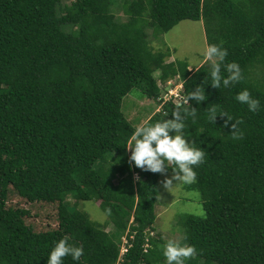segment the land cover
Returning a JSON list of instances; mask_svg holds the SVG:
<instances>
[{
    "label": "trees",
    "instance_id": "16d2710c",
    "mask_svg": "<svg viewBox=\"0 0 264 264\" xmlns=\"http://www.w3.org/2000/svg\"><path fill=\"white\" fill-rule=\"evenodd\" d=\"M185 19L203 20L207 44L226 48L243 75L189 100L198 108L185 135L206 155L184 188L200 192L205 213L179 219L196 249L186 264H264V0H0V264H46L64 236L84 253L63 264H164L161 173L129 167L135 126L122 101L138 87L160 103L158 81L178 77L180 100H165L152 123L207 82L208 61L190 69L151 46ZM244 88L260 101L255 113L234 99ZM213 103L240 121L239 138L234 121L208 119ZM82 200L111 214L93 220Z\"/></svg>",
    "mask_w": 264,
    "mask_h": 264
},
{
    "label": "clouds",
    "instance_id": "9594fccd",
    "mask_svg": "<svg viewBox=\"0 0 264 264\" xmlns=\"http://www.w3.org/2000/svg\"><path fill=\"white\" fill-rule=\"evenodd\" d=\"M227 54V49L221 44H208L202 53L203 59L209 62L207 82L204 77L202 84H198L194 91L191 90L181 102L177 103L171 113V118L144 123L134 128L130 142L125 145L126 149L131 150L128 157L130 168L134 166L143 171L163 174L170 168L169 165H175L171 168L173 175L166 176L162 181L163 187L168 191L178 183L191 184L196 180L195 168L203 163L206 153L204 148L195 146L185 135V122L191 118L195 123L198 108L193 107L189 100L193 99L197 105L206 100L204 85H211L217 89L228 88L243 79L240 65L235 61H225ZM180 81L183 83L182 80ZM234 99L246 105L249 112L255 113L261 107L259 99L253 97L247 88L236 93ZM206 111L208 119L213 123L218 115L227 118L226 125L229 121H234L226 111L218 108L217 103L208 105ZM239 123V120H235L231 124L233 130L230 133L234 139L241 135L237 129ZM173 181L177 183L174 185ZM110 214V208H105L102 212H93L97 219H103ZM161 250L164 264H186L188 259L196 255L193 245L174 239L166 240L161 245ZM124 252L121 248V254ZM83 253L82 246L75 244L68 236H64L52 246L47 255L46 264H63L65 257L78 262Z\"/></svg>",
    "mask_w": 264,
    "mask_h": 264
},
{
    "label": "rangeland",
    "instance_id": "374dc122",
    "mask_svg": "<svg viewBox=\"0 0 264 264\" xmlns=\"http://www.w3.org/2000/svg\"><path fill=\"white\" fill-rule=\"evenodd\" d=\"M205 29L203 20H181L172 29L150 43L155 51L166 50L167 48L172 50V55L167 58V61L184 60L190 64V69H192L205 61L202 55L203 50L208 45ZM153 37L154 35L150 31V38L153 39ZM154 39L156 38L154 37ZM159 73L160 71H156L155 76L157 77ZM178 79L175 77L168 78L165 82L162 80L158 81L160 88L158 97H163L164 99L160 103L146 97L138 87H134L124 96L122 108L135 127L144 124L151 114L162 107L165 100L172 99L175 102L180 100L181 94L179 89L181 88V81ZM172 175L173 172H165L160 175L158 180L159 197L156 204L157 219L155 234H161L165 240L174 239L181 243H186L184 237L185 230L179 223L180 217L187 213L203 216L205 211L199 191L184 188V183L176 184L177 181H173V184L176 185L170 191L163 187L162 181L164 178L166 176L171 177ZM135 177H138V173L135 174ZM74 201L75 199L72 196H68L69 207H77ZM78 207L88 212L90 217L98 222H102L108 217L107 215L103 219H97L93 215L94 211H103V208L97 201L82 200L79 202ZM112 228V224L109 223L107 230ZM122 240L126 242L124 235L122 236ZM122 250H126L124 243Z\"/></svg>",
    "mask_w": 264,
    "mask_h": 264
},
{
    "label": "built area",
    "instance_id": "2783aa9c",
    "mask_svg": "<svg viewBox=\"0 0 264 264\" xmlns=\"http://www.w3.org/2000/svg\"><path fill=\"white\" fill-rule=\"evenodd\" d=\"M181 87H182V83H181ZM123 252L125 251V250H122Z\"/></svg>",
    "mask_w": 264,
    "mask_h": 264
}]
</instances>
